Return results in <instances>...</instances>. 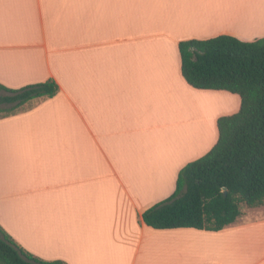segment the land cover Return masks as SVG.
<instances>
[{
    "label": "crops",
    "instance_id": "0c3cea01",
    "mask_svg": "<svg viewBox=\"0 0 264 264\" xmlns=\"http://www.w3.org/2000/svg\"><path fill=\"white\" fill-rule=\"evenodd\" d=\"M221 1L0 0V83L59 85L0 117V225L19 245L67 264H264V205L218 231L142 220L239 108L180 71L179 41L264 37V5Z\"/></svg>",
    "mask_w": 264,
    "mask_h": 264
},
{
    "label": "trees",
    "instance_id": "16d2710c",
    "mask_svg": "<svg viewBox=\"0 0 264 264\" xmlns=\"http://www.w3.org/2000/svg\"><path fill=\"white\" fill-rule=\"evenodd\" d=\"M178 50L187 84L237 94L240 105L217 119L216 142L179 170L173 193L144 210L142 220L156 229L218 231L237 219L241 203L249 208L264 205V37L186 39L179 41ZM1 91L0 104L19 106L53 97L59 85L48 78L18 88L0 83ZM0 264L67 263L28 252L0 226Z\"/></svg>",
    "mask_w": 264,
    "mask_h": 264
},
{
    "label": "rangeland",
    "instance_id": "374dc122",
    "mask_svg": "<svg viewBox=\"0 0 264 264\" xmlns=\"http://www.w3.org/2000/svg\"><path fill=\"white\" fill-rule=\"evenodd\" d=\"M221 2H222V6H221V8H218V9L222 10V12L225 13V15L228 14V11H229L228 9H230L231 7H233L234 11L236 10V11L241 12L242 10L247 9L249 6H258L261 4L264 5V0H223ZM218 4L220 5V2H218ZM0 94L2 95V94H4V92L1 91ZM31 104H32L31 101L27 102L23 105H19V106H14L13 104H0V115L11 113L14 111H21V110L27 108L28 106H30ZM240 210H241L242 216L250 214V212H248V210H250V208L247 207L244 203L240 204ZM260 211L264 212V206L261 207Z\"/></svg>",
    "mask_w": 264,
    "mask_h": 264
}]
</instances>
